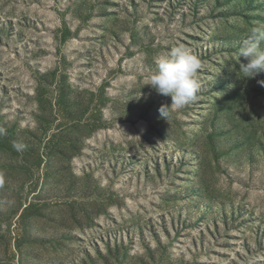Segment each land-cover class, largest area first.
Wrapping results in <instances>:
<instances>
[{
	"label": "rangeland",
	"instance_id": "374dc122",
	"mask_svg": "<svg viewBox=\"0 0 264 264\" xmlns=\"http://www.w3.org/2000/svg\"><path fill=\"white\" fill-rule=\"evenodd\" d=\"M253 27L264 0H0V264H264ZM177 46L198 88L165 119Z\"/></svg>",
	"mask_w": 264,
	"mask_h": 264
},
{
	"label": "clouds",
	"instance_id": "9594fccd",
	"mask_svg": "<svg viewBox=\"0 0 264 264\" xmlns=\"http://www.w3.org/2000/svg\"><path fill=\"white\" fill-rule=\"evenodd\" d=\"M264 28L253 27L247 40L240 48L239 55L247 59L240 65L239 73L244 79L255 78L264 71ZM200 68L199 59L187 48L177 46L168 57H162L157 62V70L149 77V86L160 95L171 97L172 105L161 106L159 109L163 118H167V109H180L195 99L197 84L193 79ZM243 79V80H244ZM264 84V81L260 82Z\"/></svg>",
	"mask_w": 264,
	"mask_h": 264
}]
</instances>
